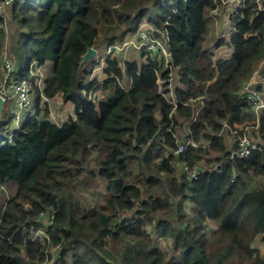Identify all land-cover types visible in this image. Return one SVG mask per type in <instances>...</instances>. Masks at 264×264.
<instances>
[{
	"label": "trees",
	"instance_id": "obj_1",
	"mask_svg": "<svg viewBox=\"0 0 264 264\" xmlns=\"http://www.w3.org/2000/svg\"><path fill=\"white\" fill-rule=\"evenodd\" d=\"M221 1L15 0L0 15V61L7 46L12 58L27 55L20 74L13 58L22 78L35 64L49 66L44 95L76 106L63 122L39 104L16 130L3 114L0 201L6 186L17 189L0 207V264H46L58 244L53 264H264L254 245L264 240V151L230 161L229 148L248 127L264 148V111L258 119L237 94L264 59V0H235L230 41L210 43V13ZM143 24L166 33L168 57L123 63L112 51L100 65L94 57L82 64L89 48L124 46ZM166 61L181 84L175 99L158 84L170 76ZM98 68L103 82L93 78ZM189 135L199 146L174 154ZM203 157L208 167L196 180L176 169ZM51 208L44 245L30 230ZM123 210L137 218L119 221ZM149 229L171 240L172 255Z\"/></svg>",
	"mask_w": 264,
	"mask_h": 264
},
{
	"label": "built area",
	"instance_id": "obj_2",
	"mask_svg": "<svg viewBox=\"0 0 264 264\" xmlns=\"http://www.w3.org/2000/svg\"><path fill=\"white\" fill-rule=\"evenodd\" d=\"M14 1L15 0H0V15L4 14L6 9ZM156 32L158 33L159 31H157L150 25H142L138 31V34L140 36L138 46L151 54L161 53L168 57L170 55V52L165 42ZM125 44H128V42ZM118 48L119 46L117 45H111L108 49L107 54H110L113 50ZM166 62H168V64L166 65L169 68L170 76L168 78H163L161 75H159L158 84L160 89L162 90V87H164L165 84L171 85V81L173 79L172 75L174 68L169 63V61ZM8 87L12 89V93L8 92ZM35 87H38V89L40 90V94L44 96L45 100L49 102V98L44 95L42 66L35 64L33 67H31L30 75L27 77L22 78L19 75H16L15 60L9 56L7 47H5L2 54V77L0 80V95L3 97L4 105L11 99L17 100L16 113L12 114L13 118H16L17 124L23 117V112L33 101ZM240 87L241 88L238 90L237 94L251 105L252 109L257 115V118L259 119L260 114L264 111V59L260 63L259 67L249 77V79L244 81ZM174 105H177L176 100L174 101ZM51 115L55 120L52 112ZM241 127L242 126H240V128ZM225 128H227L228 130L231 129V127L227 123L224 124V129ZM186 130L191 133L190 126H188ZM232 131L233 130L231 129V132ZM232 133H235V131ZM188 146L197 147L199 146V144L193 139V137L189 135L184 142L179 144L177 150L173 151V153L177 155L185 154ZM253 151L263 152L264 148L258 140L253 138L250 133V128L248 127L243 134L238 135L236 144L232 145L230 161L234 160L235 158H246L250 156ZM207 162V159L203 157L193 165H190L187 162L183 161L181 167L187 179L193 181L198 179L199 176H201L205 172L208 167ZM237 176L238 173L236 171H233V180H236ZM55 215L56 209L54 208L42 212L39 217L35 219L36 222L40 224V226L37 227L35 224L31 225L30 238L33 240L39 239L44 245L48 244L50 242L49 229L54 221ZM133 218H137L134 210H123L118 216L119 221H126L127 219ZM58 248H60V244H58L57 246H50V250L52 252ZM50 262L47 261V264H51Z\"/></svg>",
	"mask_w": 264,
	"mask_h": 264
},
{
	"label": "rangeland",
	"instance_id": "obj_3",
	"mask_svg": "<svg viewBox=\"0 0 264 264\" xmlns=\"http://www.w3.org/2000/svg\"><path fill=\"white\" fill-rule=\"evenodd\" d=\"M221 2L222 3H219L217 8L215 10L211 11V13H210V16L212 19L211 24H210L211 25V32H210V36L208 39V41L210 43L212 42V40H217V39H226L227 41H230V38L233 34V28L235 27V23L232 22V20H231L232 19L231 15H232V12L234 11V9L240 3L238 1H235V0H222ZM7 19H8V17L6 14V24H7ZM143 25H145V24H143ZM147 25H150L151 27H153L157 31L160 30L158 32L160 35V38L165 42V44L167 46L168 45V39H167L166 33L164 31H161V29L158 30L157 27H155L151 24H147ZM8 39H9V33H8V27H7V35H6L7 42L9 41ZM139 40H140V36L138 33H136V34L130 36L129 38H127L128 44H125L124 46L120 45L119 48L113 50V52H115L118 55V57L120 58V60L123 63L129 59V60L138 61L140 64H142V61L146 60L149 56L151 58H155L157 60L162 58L161 55H164V54H161V53L151 54V53L141 49L138 46ZM107 49H109V48L106 45H104V46L100 45L99 48L97 49V55L94 57L97 65H100L102 62L101 60H105L106 57L108 56V54H107L108 50ZM213 50L215 51V49H213ZM227 52L230 53V48L228 46L225 49L218 51V56H224V55H226ZM13 58L16 60L17 73L20 74L21 69H26L28 67V58H27L26 54H23L21 57H17L15 55V56H13ZM1 64H2V62L0 61V76L2 73ZM166 64H168V62H166ZM165 68L169 70L167 65H165ZM49 69H50V67L47 65L42 66V79H43V81H44L46 73L48 72ZM172 76H173V79H172L171 83L173 84V87L181 86L180 81L178 80L179 79L178 74H177V72H175V70L173 71ZM96 77H98L99 78L98 80L100 81L106 76L104 75L103 70H98L95 72L93 78H96ZM128 79H129L128 76L124 77V85L126 87L129 86V83H127ZM0 80H1V78H0ZM8 92L12 93V89L10 87H8ZM100 97L103 98L102 96H100ZM46 102H48V101L45 100L44 96H42L41 94H40V96H38V93L36 92V88H35L33 101L30 103V105L23 112V117L19 120L18 124H17L16 118H14L11 121L12 127L10 129L11 130L18 129L22 124H24L28 120V118H30L32 115L37 114L39 104H41V106H42L41 107L42 108L41 114L43 115V113H44L43 105ZM48 108L51 110L53 116L55 113H57V116L59 118H61V116H62L64 121L68 120L69 116L75 115V112H76L75 104L73 102H69L67 104H64L61 97L54 100V102L49 100ZM16 110H17V100L11 99L9 102H7L4 105L3 114L6 113V111H8L9 114L12 115L13 113H16ZM55 121H58V120L55 118ZM178 134H179V136L182 137V135L179 132H178ZM232 145H233V143L231 140V146H230L231 148H232ZM168 154H169V152H168ZM179 163L180 162H176V169L177 170H179L180 166H181V163L180 164ZM16 189H17V187L15 184H12V185L10 184L9 186H6L4 188V194H2L1 201H0V207H3V205L6 203V200L16 192ZM90 190H91V192H94V195H95L97 188L93 184V186L90 187ZM91 192L85 193V197L87 198L88 203H90L92 206H94V205H96V203H95V200L93 198V194ZM103 202H104V197L102 195L100 198V204H102ZM149 230L154 236L155 244L160 246L163 250L167 251V253L169 255H172L173 249H172L171 240H165V239L159 237L157 235V233L152 232V229H149ZM260 244H262V243H260ZM261 246H263V251L262 250L261 251L264 253V244ZM60 249L61 248H58V249L53 251L54 257L51 260V262L49 261L51 264L56 263V261H59L58 253H59ZM72 254L73 253H70L68 255L69 261H70ZM118 260H120V257H118ZM70 262H72V261H70Z\"/></svg>",
	"mask_w": 264,
	"mask_h": 264
},
{
	"label": "water",
	"instance_id": "obj_4",
	"mask_svg": "<svg viewBox=\"0 0 264 264\" xmlns=\"http://www.w3.org/2000/svg\"><path fill=\"white\" fill-rule=\"evenodd\" d=\"M96 55H97V49L94 47L89 48V50L84 56L82 64L86 63L91 58L95 57ZM3 110H4V101H3V97L0 95V121L2 120V117H3Z\"/></svg>",
	"mask_w": 264,
	"mask_h": 264
},
{
	"label": "crops",
	"instance_id": "obj_5",
	"mask_svg": "<svg viewBox=\"0 0 264 264\" xmlns=\"http://www.w3.org/2000/svg\"><path fill=\"white\" fill-rule=\"evenodd\" d=\"M145 62V60L144 61H142V64ZM98 70H102V68H98V69H96V71H98ZM95 71V72H96ZM107 79V77H104L102 80H100L101 82H103V81H105ZM127 83H129L130 84V78L128 79V81H127ZM168 87H170V89H171V97L173 98V99H175V93H174V87H173V84H171V85H168ZM184 136V135H183ZM230 146H231V142H230ZM180 164V163H179ZM260 243H262V244H260ZM260 244V245H259ZM264 244V240H262L261 238H257L256 240H255V242H254V245L256 246V247H259V249L260 250H262L263 251V246H261V245H263ZM263 253V252H262Z\"/></svg>",
	"mask_w": 264,
	"mask_h": 264
}]
</instances>
